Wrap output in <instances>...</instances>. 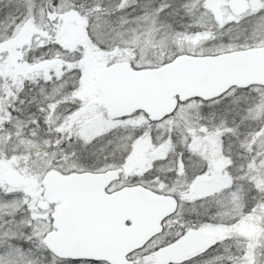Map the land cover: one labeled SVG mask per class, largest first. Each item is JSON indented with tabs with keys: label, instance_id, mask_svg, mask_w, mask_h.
<instances>
[{
	"label": "snow or ice",
	"instance_id": "6c2138e0",
	"mask_svg": "<svg viewBox=\"0 0 264 264\" xmlns=\"http://www.w3.org/2000/svg\"><path fill=\"white\" fill-rule=\"evenodd\" d=\"M0 264H264V0H0Z\"/></svg>",
	"mask_w": 264,
	"mask_h": 264
}]
</instances>
